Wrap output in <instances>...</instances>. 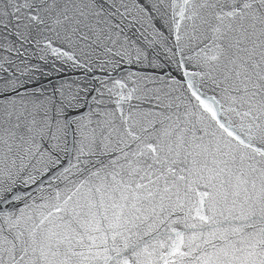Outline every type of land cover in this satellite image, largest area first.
I'll use <instances>...</instances> for the list:
<instances>
[{"label":"snow or ice","instance_id":"1","mask_svg":"<svg viewBox=\"0 0 264 264\" xmlns=\"http://www.w3.org/2000/svg\"><path fill=\"white\" fill-rule=\"evenodd\" d=\"M0 264H264V0H0Z\"/></svg>","mask_w":264,"mask_h":264}]
</instances>
